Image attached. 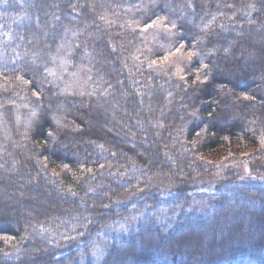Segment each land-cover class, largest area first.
I'll use <instances>...</instances> for the list:
<instances>
[{
  "label": "trees",
  "instance_id": "trees-1",
  "mask_svg": "<svg viewBox=\"0 0 264 264\" xmlns=\"http://www.w3.org/2000/svg\"><path fill=\"white\" fill-rule=\"evenodd\" d=\"M263 57L264 0H0V264H264Z\"/></svg>",
  "mask_w": 264,
  "mask_h": 264
},
{
  "label": "rangeland",
  "instance_id": "rangeland-1",
  "mask_svg": "<svg viewBox=\"0 0 264 264\" xmlns=\"http://www.w3.org/2000/svg\"><path fill=\"white\" fill-rule=\"evenodd\" d=\"M258 55H256L257 57ZM260 56V55H259ZM264 58V57H263ZM260 58L257 59V62L259 61ZM237 179L239 180H256V181H264V173H255L250 169L249 166L247 165H239L237 168ZM224 184V179L221 177H205L200 179L197 183L196 186L194 187L196 191H206V192H215L219 187H221ZM176 184H174L171 180L167 179L166 177L158 176L156 177L151 186H150V193H158L162 195H171L176 192ZM146 195V192L143 191H135L128 193L126 196L122 197L120 199V205L123 204H129L132 202H135L139 198L143 197ZM201 198H195L193 199V204L191 205V211L193 213H197V215L201 216L206 211L209 209V205L207 202H202L199 200ZM102 246L97 245L95 249L86 254L84 259H91L94 260L95 262L98 261L99 258H101V252H102ZM103 253V252H102ZM104 254V253H103ZM102 254V256H103Z\"/></svg>",
  "mask_w": 264,
  "mask_h": 264
}]
</instances>
